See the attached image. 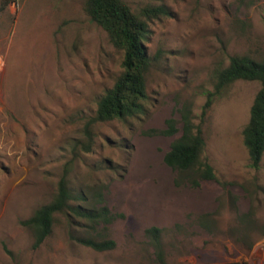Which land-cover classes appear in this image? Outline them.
<instances>
[{"label":"rangeland","instance_id":"374dc122","mask_svg":"<svg viewBox=\"0 0 264 264\" xmlns=\"http://www.w3.org/2000/svg\"><path fill=\"white\" fill-rule=\"evenodd\" d=\"M2 1V0H0ZM164 4L149 22L153 58L145 113L83 128L120 72L121 52L83 10L84 0H12L0 12V264H264V153L250 166L242 129L259 89L238 79L203 111L213 73L231 55L264 59V0H125ZM190 107L216 179L176 181L163 160L179 135L159 134ZM66 171V173L64 172ZM66 174L74 191L100 183L112 212L114 248L68 236L76 218L57 214L37 248L22 220L53 197ZM251 212V224L239 216ZM160 229L157 243L146 230ZM156 243V244H155Z\"/></svg>","mask_w":264,"mask_h":264},{"label":"trees","instance_id":"16d2710c","mask_svg":"<svg viewBox=\"0 0 264 264\" xmlns=\"http://www.w3.org/2000/svg\"><path fill=\"white\" fill-rule=\"evenodd\" d=\"M10 2L12 0L0 1V12ZM83 10L91 21L104 30L109 43L121 52L120 72L113 84L97 98L95 111L83 128L85 141L81 142V147L89 151L94 136L92 124L112 120L127 123L145 113L148 99L146 75L153 63L145 47L148 26L150 21L167 15L169 10L162 3L134 9L125 0H84ZM238 79L255 80L260 84L249 109L248 121L242 129L250 166L258 169L264 153V59H255L248 54L231 55L226 66L215 69L213 90L207 93L202 112L210 106L215 95ZM179 112L180 129L176 128V120L169 118L165 129L153 130L154 133L166 135L179 131L164 155V162L176 171L177 182L198 186L201 180L216 179L213 167L202 157L205 140L200 127L193 122L190 107L183 104ZM250 213L239 216L242 224H251ZM57 214L66 217L68 223L70 217L76 218L79 232L69 229L68 236L77 243L96 251L114 248L115 241L109 237L108 230L120 214L112 212L107 206L103 184L94 183L74 191L63 173L51 200L40 205L21 222L32 231L33 248L39 247L51 234ZM146 232L157 243L160 229L151 226Z\"/></svg>","mask_w":264,"mask_h":264}]
</instances>
